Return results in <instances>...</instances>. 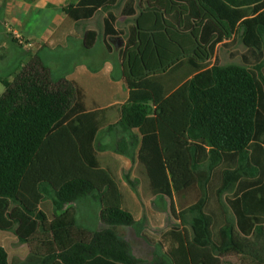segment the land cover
Masks as SVG:
<instances>
[{
  "label": "trees",
  "instance_id": "1",
  "mask_svg": "<svg viewBox=\"0 0 264 264\" xmlns=\"http://www.w3.org/2000/svg\"><path fill=\"white\" fill-rule=\"evenodd\" d=\"M121 1L79 0L64 11L75 21L88 20ZM139 1L122 52L130 97L119 126L139 130V160L152 193L168 197L180 221L168 233V253L139 260L118 233L136 221L122 207L118 183L96 159L94 113L83 109L74 84L56 80L39 55L13 81H3L0 226L12 205L34 226L28 233L52 221L39 240L49 243L39 246L42 252L32 251L39 264H264L262 64L250 62L249 54L246 65L211 64L214 44L238 33L254 58L264 54V0ZM96 37L87 32L86 45ZM220 168L224 225L216 232V218L207 209ZM195 190L197 202L178 209L177 197ZM86 197L99 201L104 229L78 225L73 204ZM0 264H10L2 246Z\"/></svg>",
  "mask_w": 264,
  "mask_h": 264
},
{
  "label": "rangeland",
  "instance_id": "2",
  "mask_svg": "<svg viewBox=\"0 0 264 264\" xmlns=\"http://www.w3.org/2000/svg\"><path fill=\"white\" fill-rule=\"evenodd\" d=\"M34 0H25L26 6L19 10L12 9L9 13L5 10V6L0 5V32L4 33L2 22L8 23L13 29H17L21 35L25 37H32L36 40L45 39L50 32L59 30L60 21L64 16V9L68 4L75 3L76 0H50L53 6L41 7L33 3ZM136 0H125L120 3L116 11L118 21V29L123 36L129 32V27L132 25V17L125 16L124 10H136ZM21 25V26H20ZM102 16H98L92 27L100 29L102 27ZM5 34V33H4ZM120 38V37H119ZM122 41V40H121ZM22 49L16 44L12 43L9 52L8 66L10 68L18 66L24 60L22 56ZM249 54V61L253 63L262 64V75L264 77V54L258 58H254L253 54L248 52V48L244 45L241 33L230 41H224L214 44V62L221 66L228 65H246L244 56ZM39 57L51 69L56 80L64 79L73 71L74 68L70 60L81 57L75 51H70L65 47H59L52 50L49 47H44L39 52ZM251 65V64H250ZM5 88L0 84V96L4 93ZM137 145V144H136ZM137 154V146L132 151L130 164L134 171L124 172L120 176L124 201L128 206L135 207L138 215V221L134 227H119L118 233L126 239L132 249L133 255L139 260L145 262H152L158 257H162L169 247L168 232L180 227V221L174 217L170 210V201L168 198H155L152 196L145 176L137 174L140 168L135 161ZM234 165V163H233ZM223 168L216 171L213 181L210 185V197L207 211L216 218L215 230L218 232L220 226L224 225V213L221 204L217 197V189L221 184L220 174ZM232 195H226L225 202L228 203L232 199ZM199 199V192L192 191L182 196L177 197V207L182 209L190 204L197 202ZM50 204V201H47ZM73 206L77 207L79 211V226L90 231H99L106 226L100 220V204L99 201L93 197L83 198ZM51 214L50 211H48ZM2 215L4 225L0 226V246L4 247L9 254L10 264H39L40 258L32 251H40L39 246L48 244L49 242H42L45 240L44 234L46 228H51L53 222L47 221L44 227L40 229L37 227L35 233H28L31 224L24 222L22 211L15 205H12L9 211ZM39 229V230H38ZM40 235V236H39ZM31 239L29 242L24 239ZM54 242V241H53ZM52 242V243H53ZM44 249V247H43ZM228 262L236 263L235 257H228Z\"/></svg>",
  "mask_w": 264,
  "mask_h": 264
},
{
  "label": "crops",
  "instance_id": "3",
  "mask_svg": "<svg viewBox=\"0 0 264 264\" xmlns=\"http://www.w3.org/2000/svg\"><path fill=\"white\" fill-rule=\"evenodd\" d=\"M78 1L79 0H76L75 3L68 4L66 7H69L71 4L75 5ZM136 1V10L130 9L129 11H123V14H126L125 16L133 18L132 25L128 28V34L124 36L117 27L118 21H115V17H117L116 11L118 10L120 3L123 1L119 2L116 7L109 10L100 9L92 18L81 21H75L65 13L64 9H62L64 16L60 21V29L56 32H50L45 39H38L36 41L30 36L25 37L24 35H21L17 29H13L8 23L2 22L1 25L4 27L5 34L0 32V84L3 85V81H13L22 68L31 61L32 58L39 55V52H41L44 47H49L52 50L59 47H65L66 49H70V51H75L81 56L74 60H70V63L72 62L74 68L64 79L72 82L76 87L83 109L86 112L94 113L98 128L95 142L96 159L100 167L110 173L118 183L121 192L122 207L126 211L132 213L137 222L139 214L136 212L135 207L128 206L124 201L121 183L118 179L124 172L132 171L133 175L136 172L130 164V154H132L135 146H137L135 161L140 167L137 170V174L139 172V174L145 176L148 188L153 197H168L156 196L152 193L147 170L139 160V150L142 138L139 130H124L119 126V121L122 116V108L127 104L130 97V89L126 83L124 74V58L122 52L126 47L131 28L134 27L135 20L140 14V1ZM33 3L37 5L40 4L41 7L54 5V2L52 3L50 0H34ZM0 5L5 6V10L9 13L10 10H18V8L20 10L27 4L25 3V0H0ZM100 15L102 16L103 25L100 29H95L91 24ZM107 25L109 26V30ZM89 31L97 32L96 41L92 46L86 45L85 35ZM12 43L16 44L23 50L22 56L24 57V60L18 66L10 68L8 66L10 55L8 51L10 50ZM211 64H215L214 56L211 60ZM180 69L181 67L179 66V75L181 74ZM170 70H168V72ZM120 147L123 148L122 150L124 153H120ZM74 208L76 210L77 221L79 224V211L77 207L74 206ZM167 238L170 243L166 253L163 255L168 253L171 245V240L168 237V234Z\"/></svg>",
  "mask_w": 264,
  "mask_h": 264
}]
</instances>
